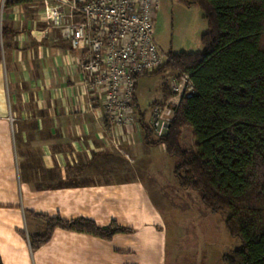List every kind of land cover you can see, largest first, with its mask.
Listing matches in <instances>:
<instances>
[{
    "label": "crops",
    "instance_id": "0c3cea01",
    "mask_svg": "<svg viewBox=\"0 0 264 264\" xmlns=\"http://www.w3.org/2000/svg\"><path fill=\"white\" fill-rule=\"evenodd\" d=\"M15 1L0 0L2 264H174L180 251L168 249L165 215L180 202L169 192L190 191L177 184L176 160L146 141L141 119L151 128V108L141 111L135 92V121L110 126L102 96L84 84L85 51L72 52L51 27L54 1ZM169 93L164 83L155 103ZM35 215L132 233L104 240L57 229L34 251L30 238L46 233Z\"/></svg>",
    "mask_w": 264,
    "mask_h": 264
},
{
    "label": "trees",
    "instance_id": "16d2710c",
    "mask_svg": "<svg viewBox=\"0 0 264 264\" xmlns=\"http://www.w3.org/2000/svg\"><path fill=\"white\" fill-rule=\"evenodd\" d=\"M180 1L203 13L202 52L169 53L157 73L189 74L195 93L182 98L164 138L152 140L144 115L142 129L148 144L163 146L176 160L179 188L196 192L212 214H224L228 233L241 241L242 248L224 255L222 263L264 264V0ZM186 129L193 150L183 145ZM35 217L45 222L46 233L30 238L34 251L57 229L104 240L132 233L115 222L100 228L87 219Z\"/></svg>",
    "mask_w": 264,
    "mask_h": 264
},
{
    "label": "built area",
    "instance_id": "2783aa9c",
    "mask_svg": "<svg viewBox=\"0 0 264 264\" xmlns=\"http://www.w3.org/2000/svg\"><path fill=\"white\" fill-rule=\"evenodd\" d=\"M51 27L72 52L85 51L82 75L86 88L103 99L112 127L136 119V79L162 69L168 55L154 37L159 0H53ZM171 97L151 107V130L159 140L168 133L183 97L195 87L189 74L169 84Z\"/></svg>",
    "mask_w": 264,
    "mask_h": 264
},
{
    "label": "rangeland",
    "instance_id": "374dc122",
    "mask_svg": "<svg viewBox=\"0 0 264 264\" xmlns=\"http://www.w3.org/2000/svg\"><path fill=\"white\" fill-rule=\"evenodd\" d=\"M159 2L154 37L161 50L167 55L202 52L201 36L207 31V25L201 9L187 7L180 0ZM155 73L141 77L136 91L141 111L148 114L152 104L161 98L164 83L169 89L176 76L168 70ZM183 145L188 150L194 149L195 141L189 129L184 132ZM169 195L175 203L180 202L171 210L172 216L165 215L168 249L170 252L174 249L180 251V257L174 264H223L224 255L242 248L241 241L228 233L224 214H212L205 209L196 192L190 191L188 196L184 193L178 196L175 192H169ZM177 230L178 241L173 237Z\"/></svg>",
    "mask_w": 264,
    "mask_h": 264
}]
</instances>
